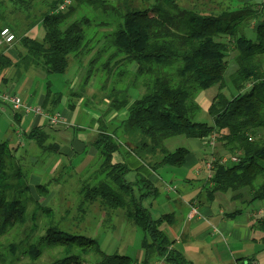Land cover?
I'll return each mask as SVG.
<instances>
[{
    "label": "trees",
    "instance_id": "obj_1",
    "mask_svg": "<svg viewBox=\"0 0 264 264\" xmlns=\"http://www.w3.org/2000/svg\"><path fill=\"white\" fill-rule=\"evenodd\" d=\"M64 1L0 0V30L9 28L17 46L24 51L14 63L1 49L0 75L15 69L17 77L30 68L37 69L39 75L66 74L72 62L81 60L99 42L100 38L94 42L98 32L89 35L92 26L111 25L95 21L97 11H111L107 15L117 18L115 28L103 36L106 40L103 49L95 53L110 50V54L102 64L92 56L86 65L81 92L71 96L83 99L89 79L101 70L110 74L118 69L117 76L128 74L132 83L118 82L116 85L122 87L111 89L109 106L97 121L98 134L93 143L97 160L86 169L92 173L79 189L81 205L98 202L103 209H125L127 219L144 232L146 246L156 251L159 261L189 264L160 230L163 224H173V215L152 219L142 205L157 190L142 176H137L133 183L127 182L125 176L130 169L125 163H113L112 156L125 148L152 171L164 166L182 168L187 150L179 147L168 151L164 141L184 137L205 142L214 133L222 148L237 161L213 162L204 187L206 201L212 202L217 193H229L231 201L245 198V204L264 201V13L252 11L247 5L227 6L218 15L194 9L180 11L178 0H154L152 5L141 9L132 7V0H116L118 6L109 0H68L66 10L58 12ZM75 6L85 13L91 9L92 14L74 17ZM250 21L256 23L252 38L245 35ZM38 25L43 37L40 40L26 37ZM221 38H228V43ZM230 47L235 52L237 68L229 76V82L236 95L228 98L223 91L227 87L226 53ZM132 65H136V71L129 73ZM246 84H251L249 91H245ZM138 85L143 92L131 102L128 91ZM211 88L217 93L207 111L212 121L209 126L193 118L200 110L196 94ZM60 100L61 95L52 93L47 83L43 112L52 114ZM123 110H126L123 117H114L109 123L104 121L106 115ZM26 138L34 141L42 152H57V147L46 146L48 136L42 128H33ZM24 171L19 159L15 162L8 144L1 142L0 237L27 221L26 201L21 200L28 194V175ZM38 190L42 196H48L46 187L40 186ZM39 209L50 212L40 206ZM241 213L235 210L226 218L233 219ZM261 225L264 232V221ZM38 244L61 250V258L50 264H135L127 256L104 253L91 238L70 236L57 228H49L35 244L29 245L23 251L25 256L38 259L42 254ZM20 246L11 245L9 252L14 255Z\"/></svg>",
    "mask_w": 264,
    "mask_h": 264
},
{
    "label": "crops",
    "instance_id": "obj_2",
    "mask_svg": "<svg viewBox=\"0 0 264 264\" xmlns=\"http://www.w3.org/2000/svg\"><path fill=\"white\" fill-rule=\"evenodd\" d=\"M40 28L39 25L35 26L26 33V37L40 40L43 37V30ZM1 49L14 63L18 61L19 54H24V51L17 46L16 41L10 48H0V51ZM21 72L20 76L16 77L15 69L4 71L0 75V93L15 94L24 105L42 109L47 84L46 86L44 84L43 87H41V83L34 85V80L37 79L34 68ZM68 72L66 84H72L76 77L74 68ZM21 82L26 83L20 85V97L15 93V90L18 88V83ZM48 83L52 93L61 95L59 106L53 112L60 115L61 122L52 126L48 124L44 115H24L12 111L9 107H4L12 116V122L9 125L11 131L7 130L4 140L0 141V143L8 144L14 158L36 150L39 153L34 141L28 140L26 136L33 128H42L48 136L46 146L57 147V152L49 154V152L41 151L45 155L40 158L42 161L39 163V168L33 170L34 182L38 183L37 187L41 186L42 179L40 178L51 175L58 166L76 168L78 175L80 177L84 175L86 178L92 173L86 169L92 167L97 160V151L93 143L98 134L97 121L101 116L99 111L89 110L83 106L84 95L83 99L81 97L73 98L69 92H66V89L63 93L62 89L66 85L63 82ZM129 94L132 102L136 96ZM103 106L106 107V102H103ZM125 113L126 110L118 114L111 113L104 118V121L109 123L114 117H123ZM80 114L82 116L78 119ZM21 120L29 127L28 130L19 129ZM211 125L209 124V126ZM179 141L170 138L164 141V146L168 151L179 147L184 148L178 146ZM183 143L185 144L184 149L188 148L186 149L188 154L185 164L182 167L185 168L184 171H171L168 169L171 167L168 166L152 171L135 155L127 153L125 148L120 149L112 156V162L127 165L130 169L127 182L133 183L137 176H142L150 181L157 190V194L148 198L142 205L148 210L152 219L165 214L173 215V224H163L160 230L166 233L173 242V248L179 251L189 264H264V232L260 230L261 222L264 221V201H260L262 204H259L258 208H255L254 204L245 205L243 209L236 210H240L241 215L233 219L226 218V215L233 212L234 206L239 200L231 201V195L227 198L226 195L217 193L212 202L206 201L204 187L207 180L200 177L205 155L196 140L184 139L181 141V145ZM201 144L203 143L201 142ZM34 160L37 159L30 157L31 162ZM170 188L175 191L171 192L168 190ZM192 209L196 210L195 215H191ZM145 253L147 254L145 257L142 259L140 257L135 261H141L139 264H147L145 262L148 260L158 263L159 259L153 248Z\"/></svg>",
    "mask_w": 264,
    "mask_h": 264
},
{
    "label": "rangeland",
    "instance_id": "obj_3",
    "mask_svg": "<svg viewBox=\"0 0 264 264\" xmlns=\"http://www.w3.org/2000/svg\"><path fill=\"white\" fill-rule=\"evenodd\" d=\"M109 1L111 3L117 4L116 0ZM153 3L154 0H132L131 6L141 9L148 7ZM177 4L180 11H188L194 9L195 11L208 12L215 15L220 14L221 11H223L227 6L233 8L240 7L242 5H247L248 8L252 11L264 13V0H178ZM101 11L103 12L104 10H98L96 13V20H94L104 21L107 24L111 23V25L101 27H95L94 25L92 26L93 28L91 29L89 35L92 36L93 33L98 32L97 34H95L96 36L94 38V42L99 38L100 40L92 46V49L90 48V51L88 50L89 53L86 52V54L83 55L84 57L82 56L83 58L81 60H77V62L71 63V68H69L68 71L74 68V74L76 77L74 78L73 83L66 84L69 72L64 75L45 76L44 74L39 75L37 72L38 70L34 68V73L37 77V79L34 80V85L41 83V87H43V85L45 84L46 86L48 82L61 81L63 82V84H66L62 89L63 93L64 89H66V92H69L70 95L73 93L81 92V85H84L83 82L86 78V70L88 69L86 65L88 61L92 58V56H95L97 60H100L98 61V64H102L110 54V50L103 54L100 53V55L95 54L99 49H103L102 47L106 41L103 36L110 33L113 28H115L116 24V17L114 18L113 16L107 15H111V11H105L106 13H102ZM90 12H92L91 9L88 10L87 13L83 12L82 9L79 8V6H75L72 10L74 17H77L78 14L90 15L92 14ZM261 16L262 14L260 15V17ZM94 23L95 22L93 21L92 24ZM248 25L249 28L245 30V35L252 38L256 23L254 21H250V23L248 22ZM221 41L224 43H228L229 40L228 38H221ZM234 55L235 52L230 47L229 51L226 53L228 70L226 73L225 81L227 87L223 91L224 95L228 98L236 95L235 90L232 88L229 82V76L237 68L233 59ZM128 70L129 73H134L136 71V65L130 66ZM117 71L118 69H113L109 72L110 74H107L104 70L93 73L92 78L89 79L83 91V95L85 96L83 106H85L89 110L95 109L99 111L101 116L106 112L109 106L108 97L110 96L111 89L121 88V85H116L118 82L122 83L123 81L125 84L132 83L131 76H129L128 74H124L122 77H118ZM25 83L26 82L18 83V88L15 90V93L20 97V85H25ZM250 88L251 84L245 85V91H249ZM142 92V86L138 85L136 89H129L128 94L131 93L132 96L134 95L137 98ZM216 93V89L211 88L206 91H200L196 94L195 101L196 103H198L200 110L193 118V121L205 123L207 125L212 124L207 111L209 104ZM103 102H106V107L103 106ZM95 106L98 108H96ZM6 109L7 108H3V112L0 113V141L4 140V136H6L7 130L8 132L9 130L11 131V129H9V125L12 122V116L10 112L6 111ZM81 116L82 114L78 116V119H80ZM22 121L23 120H21L20 122L19 129L28 130L29 127H27V125ZM259 135L262 134L260 133ZM212 137L213 139H215L217 135L213 133L210 138ZM173 138L175 139V141L180 140L178 146H182L185 148V144L183 143L181 145V141H183L184 139L187 140L186 138ZM210 138H208L205 142H202L203 144L196 140L205 155L200 170L202 171L200 173V177L206 180H208L211 175L213 162L222 161L233 157L232 155L227 154L225 149L222 148V145L219 144L218 140L215 139L213 144H210ZM262 138L264 139V136H262ZM186 149L188 148L186 147ZM36 151L24 154L20 157L15 156V162L17 159H19L21 167L28 175V194L25 196L23 195L21 199L26 201L25 205L27 209V221L25 225L15 227L9 230L4 236L0 237V264H50L55 260L61 258L62 252L59 248L49 249L42 244L37 245L38 248L42 250V254L36 260L29 259L23 253V251L26 250L29 245L35 244L37 242V239L44 236L49 228H57L59 231H62L70 236L91 238L98 244H100V247L104 243L101 248L106 254L117 253L119 255L130 257L133 261L139 260L140 257V259H142L147 255L145 252L150 248L146 246L144 232L127 219L125 215V209L120 207H116L113 209H103V207L100 206L98 202L93 204L85 203L81 205L79 189L83 181L86 180L90 175H88L86 178L84 177V175L80 177L78 175V171H76V168L74 169L71 166L61 168L58 166L57 169L53 170L54 172H52L51 175H46L45 177L40 178L42 179L40 185L47 188L48 195L50 193V196H47L48 198L42 196L38 190L39 185L37 187L38 183L34 182L35 177L33 174V170L39 168V163L40 161H42L40 158L44 156L45 153H42L40 150L39 153H37ZM46 156L48 155L46 154ZM30 157L36 158L37 160L32 161V163L30 161ZM36 164H38L37 167H35ZM168 169H171V171H184L183 169L185 168L180 169L171 167ZM127 175H129V173ZM127 175L125 176V180H129V177ZM174 184L176 185V183ZM168 190H170L171 192L175 191L173 188H170ZM135 193H137L136 189ZM223 195H226V197L228 198L229 193ZM8 197H12V195L10 196L8 194ZM244 199L238 201V203L234 206L233 211L241 208L243 209L245 205L251 206L252 204H254V207L258 208L259 204H262V202L260 201L253 202L251 204H245L242 202ZM39 206L48 209L50 212H44L42 209H39ZM256 231L258 232V230ZM11 245H15L16 248L21 245L14 255L9 252V248ZM140 262L141 261H135V264H139ZM145 263L156 264L154 261L151 262L149 260ZM157 264H163V262L158 261Z\"/></svg>",
    "mask_w": 264,
    "mask_h": 264
},
{
    "label": "built area",
    "instance_id": "obj_4",
    "mask_svg": "<svg viewBox=\"0 0 264 264\" xmlns=\"http://www.w3.org/2000/svg\"><path fill=\"white\" fill-rule=\"evenodd\" d=\"M70 5V1L65 0L58 8V12H62L66 10V8ZM16 37L14 33L9 28H3L0 30V48H10L11 45L15 42ZM4 107H9L14 112H20L24 115L33 114V115H44L49 125H57L61 122V117L58 113L45 114L41 107H29L22 103L21 99L10 94V93H0V113L3 111ZM215 139L210 138V144H213ZM226 160L220 161L221 164H224ZM230 162H236L237 159L232 157L229 159ZM211 168V167H210ZM196 210H191V215H195Z\"/></svg>",
    "mask_w": 264,
    "mask_h": 264
}]
</instances>
